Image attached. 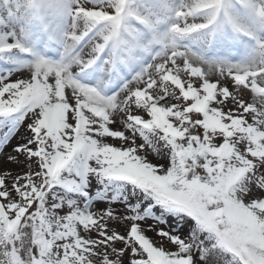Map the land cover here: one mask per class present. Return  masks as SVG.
<instances>
[{"label": "snow or ice", "instance_id": "obj_1", "mask_svg": "<svg viewBox=\"0 0 264 264\" xmlns=\"http://www.w3.org/2000/svg\"><path fill=\"white\" fill-rule=\"evenodd\" d=\"M229 4L194 0L170 7L169 20L162 21L169 24L165 38L171 33L179 40L215 26L207 51L225 47L222 13L236 32L246 34ZM32 8V19L51 43H59L57 20L83 11L76 0H33ZM201 14L203 23L181 28L180 20L186 24ZM258 15L264 18V5ZM111 23L118 38L124 23L119 0ZM15 47L0 39V61L11 65L0 67V159L23 162L24 170L0 167V206L10 212L23 208L31 220L51 216L53 235L73 241L61 245L64 258L57 254L58 264H210L217 252L230 258L228 264H254L264 256V125L253 128L247 117L232 114L231 90L241 87L233 63L216 65L200 56L231 78V88L221 83L223 75L210 80L205 74L191 84L190 94L182 81L176 95L175 84L168 90L166 78L145 73L155 50L123 60L102 49L95 63H81L76 71L59 52L57 59L47 56L51 44L43 51L39 42L19 45V54L29 59L13 55ZM171 62L176 68L175 59ZM133 166L142 173L136 180L126 176ZM91 177L121 193L131 186L130 197H116L123 210L81 209L73 194L87 196ZM233 208L251 212L259 230L238 227ZM89 219L92 223L84 222Z\"/></svg>", "mask_w": 264, "mask_h": 264}, {"label": "rangeland", "instance_id": "obj_2", "mask_svg": "<svg viewBox=\"0 0 264 264\" xmlns=\"http://www.w3.org/2000/svg\"><path fill=\"white\" fill-rule=\"evenodd\" d=\"M76 2L83 11L74 18L57 20L53 31L56 33L59 43H51L41 25L32 19L33 0H0V39H3L6 44L16 45L12 54L19 55L21 59L30 57L19 54V45H35L39 42L41 51H43L45 45L51 44L47 56L57 59V52H59L64 59L69 60L72 69L76 71L80 70L77 65L81 63H86V66L89 67L95 63L99 59L102 49H107L111 53V58L119 56L123 60L139 58L145 52L155 50L151 63L145 68V73L151 72L154 78L159 73L160 78H166V81H170L167 84L168 90H171L175 84L176 95H180L184 88L182 81L189 84L185 94H190L194 91L191 84L196 82V78L203 79L205 74L210 80L220 79L223 75L224 79L221 83L231 88V78L219 72L216 67H210L207 63L202 62L200 56L205 61L216 65L233 63V66L238 69L234 75L241 87L239 91H236L235 88L231 90L235 97L228 100V104L234 109L232 114L237 118L247 117L248 123L253 128L264 125V55L261 54L264 53V47H261L264 45V18L258 15V9L264 5V0H244V4L238 3L237 0H230L228 11L245 28L246 34L245 32H236L222 13L220 30L226 29L225 47L213 48L211 51H207V45L217 30L215 26L179 40H173L171 33H168L165 38L169 24L162 21L169 20V8L181 2L190 6L194 0H119L124 23L119 30L118 38L113 37L115 29L111 23L112 9L116 6V0H76ZM152 4H158L159 7L149 11L147 6ZM89 17L94 19H89ZM149 17H151L150 20ZM204 19L203 14L195 17L190 16L186 24L183 19L180 20V26L186 28L190 25L200 24L204 22ZM145 21L148 22L145 23ZM175 22V19L172 18L171 23ZM172 53H176V56L173 57ZM173 59L176 61V68H173L171 62ZM238 62L239 64H237ZM164 65H167V71L163 69ZM0 67L7 68L11 65L3 64L0 61ZM101 69L103 70V66ZM225 71H227V65H225ZM15 75H20V73L17 72ZM90 83H94V81H90ZM247 85L251 86V91L248 90ZM159 87L162 85H159L154 91L158 92ZM213 91L214 86L209 85L208 95L211 96ZM222 94L229 95L227 92H222ZM123 95L122 93L121 97ZM237 99L243 101V107L237 103ZM255 121L260 123H254ZM112 127L115 129L116 126ZM104 139L106 142L112 140L107 137ZM138 142L148 143L143 138H139ZM21 164L19 166L9 165L0 159V167H13L18 172L24 170L23 162ZM141 174L140 170L133 166L128 170L126 176L130 180H136ZM90 180L91 186L87 189V196L79 193L73 194V199L81 206V209L91 206L93 210H97L111 206L113 209L123 210L122 200H118L116 197H130L131 186L121 193L112 185L98 182L94 177H91ZM108 197L113 198L111 202ZM48 202L52 203L51 197ZM129 202L134 201L129 200ZM24 203L21 201V204ZM33 209H35V205H33ZM23 212V208L17 209L16 212H10L0 206V217L4 221L6 219L9 225H14L20 218L17 231L11 234L10 240L7 241L6 238L0 236V250L13 244L17 253L27 262L30 257H34L29 254L33 253L36 256L41 245L34 241L31 226L23 220ZM49 218L51 219V216ZM84 222L92 223L90 219ZM124 230L123 227L120 228L121 232ZM53 238L50 255L57 256L59 254L61 257V254L64 253L61 245L73 244L72 240L66 241L61 236ZM84 247L87 248V245ZM76 251L81 253L79 247H76ZM229 260L228 256L218 252L214 254L210 264H228Z\"/></svg>", "mask_w": 264, "mask_h": 264}, {"label": "trees", "instance_id": "obj_3", "mask_svg": "<svg viewBox=\"0 0 264 264\" xmlns=\"http://www.w3.org/2000/svg\"><path fill=\"white\" fill-rule=\"evenodd\" d=\"M231 211L237 212V215L234 216L233 218L232 217L231 218L234 220V222L236 223V225L238 227L242 224H246L250 229H257L255 217L253 216V214L251 212H248L247 210L245 212L244 210H241L240 208H233ZM25 221L28 224H30L33 232L37 233V234H33V237L35 239L37 237L38 238L41 237L43 234H46L51 229H54V228H52L53 226L51 228L49 227L50 219L48 218L46 220L42 216L38 220H31L28 218V214H27ZM257 230H259V229H257ZM11 234H13V233L4 230V227L0 222V236L3 238H6V240L8 241L11 239V236H12ZM241 235L246 237L247 233H242ZM2 250L4 252V255H1L2 258H0V264H15V260L18 262V264H25V263L34 264V262H35L32 257H30L27 262L24 261L23 258L17 253V250H15L13 244H11V246L9 245V247H3ZM13 251L15 252V254H12ZM221 253H222V255H224L223 252H221ZM12 255H13V257H12ZM29 255H33V254H29ZM63 258H64V256L62 255L61 260H63ZM39 264H58V262H57V259H55V258L54 259L53 258L46 259L43 257V258H41ZM254 264H264V256H260L259 258H257L254 261Z\"/></svg>", "mask_w": 264, "mask_h": 264}, {"label": "bare ground", "instance_id": "obj_4", "mask_svg": "<svg viewBox=\"0 0 264 264\" xmlns=\"http://www.w3.org/2000/svg\"><path fill=\"white\" fill-rule=\"evenodd\" d=\"M17 228V227H16Z\"/></svg>", "mask_w": 264, "mask_h": 264}]
</instances>
